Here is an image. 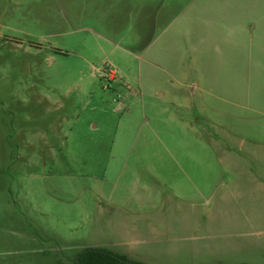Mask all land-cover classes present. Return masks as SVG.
<instances>
[{
  "label": "rangeland",
  "instance_id": "rangeland-1",
  "mask_svg": "<svg viewBox=\"0 0 264 264\" xmlns=\"http://www.w3.org/2000/svg\"><path fill=\"white\" fill-rule=\"evenodd\" d=\"M256 5L0 0V264H75L125 222L147 264H264Z\"/></svg>",
  "mask_w": 264,
  "mask_h": 264
},
{
  "label": "crops",
  "instance_id": "crops-1",
  "mask_svg": "<svg viewBox=\"0 0 264 264\" xmlns=\"http://www.w3.org/2000/svg\"><path fill=\"white\" fill-rule=\"evenodd\" d=\"M250 14L247 15V18L252 19V25L248 23L242 25V30L249 32V38L243 39L241 42V55L242 58H248L252 60L251 75L257 77L258 82L255 85V91L264 93V83H260L264 79V5H256L251 7V10H248ZM255 21V22H254ZM257 105L264 106V100L257 101ZM260 144L256 143L255 146L258 147ZM264 146V145H263ZM255 160L258 161V170L264 172V147L259 149L257 155L254 156ZM251 204L252 210L254 208H261L264 206V180L258 181L254 184L251 194ZM257 203V205H256ZM115 218H111V226L113 227L115 223L113 222ZM115 228V227H114ZM120 239L114 241L115 237H112L111 242H106L105 244H86L85 248L96 247L104 248L111 251H114L118 254L125 255L127 257L138 256L136 249L127 250L125 247L129 246V240L127 237H137L143 236L142 229L139 227L131 228L128 223H124V227L119 229L116 233ZM115 235V236H116ZM132 243V242H131ZM104 245V246H102ZM108 247V248H105ZM84 248V249H85ZM129 254V255H128ZM133 258V257H132ZM143 258V259H141ZM135 259V258H134ZM153 260V259H151ZM135 261L144 262L147 264L145 257H139V260ZM154 263V261H150Z\"/></svg>",
  "mask_w": 264,
  "mask_h": 264
},
{
  "label": "trees",
  "instance_id": "trees-1",
  "mask_svg": "<svg viewBox=\"0 0 264 264\" xmlns=\"http://www.w3.org/2000/svg\"><path fill=\"white\" fill-rule=\"evenodd\" d=\"M74 261L75 264H146L114 251L96 247L85 248L76 255Z\"/></svg>",
  "mask_w": 264,
  "mask_h": 264
}]
</instances>
